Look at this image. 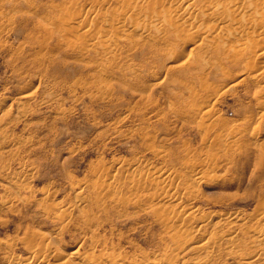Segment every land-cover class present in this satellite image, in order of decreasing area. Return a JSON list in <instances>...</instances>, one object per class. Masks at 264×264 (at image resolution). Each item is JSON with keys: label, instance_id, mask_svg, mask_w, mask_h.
I'll list each match as a JSON object with an SVG mask.
<instances>
[{"label": "rangeland", "instance_id": "374dc122", "mask_svg": "<svg viewBox=\"0 0 264 264\" xmlns=\"http://www.w3.org/2000/svg\"><path fill=\"white\" fill-rule=\"evenodd\" d=\"M133 1L0 0V264H264V55L197 37L228 0Z\"/></svg>", "mask_w": 264, "mask_h": 264}, {"label": "bare ground", "instance_id": "6f19581e", "mask_svg": "<svg viewBox=\"0 0 264 264\" xmlns=\"http://www.w3.org/2000/svg\"><path fill=\"white\" fill-rule=\"evenodd\" d=\"M262 1V0H261ZM123 2V1H122ZM125 2H127L128 4H130V5H132L131 4V2L133 3V6H135V4H136V1H133V0H124V3ZM223 2H225V1H223ZM249 2V1H248ZM253 2V1H252ZM186 3V2H185ZM184 3V5L183 4H181V6H177V7H175L172 11H171V13L170 14H168V15H166V18H165V16H163L162 17V19H166V21H169V22H171L172 20V18H175L176 16H178V14H180V13H185V12H187V11H189V9H190V5L189 4H185ZM246 3V2H245ZM258 3H259V1H258ZM257 3V4H258ZM264 3V2H263ZM160 4H162L161 2H160ZM226 4H227V8L229 9V11L227 12V14H224V16H222L221 14H215V15H213L214 17H213V19L215 20L213 23H211L210 25H209V27H207L206 28V31H207V33L205 34V36H197V37H199V38H204V37H206V36H210V37H212L213 39H217V40H220V41H222V42H224V40L227 38V36H231V34L234 36V35H237V38L239 37L240 38V40H239V42L238 43H241L240 41H244V40H247V39H249L250 38V40H253L252 38H254V41L255 42H257V44H255V46H254V43H253V46L251 47V48H249V61H251L250 60V58H252L253 59V56H251L252 54L254 55V54H256V55H264V39H261V38H259L258 36H259V32H254V30L253 31H247L246 29L248 28H244L243 26H238L237 24H238V22H237V18H239V17H241V18H244V21H246V22H251V21H254L252 18H251V20H249V17H251L250 15L249 16H246V14L243 12L246 8H244V10L242 11V13H241V15H240V6H241V4H243V2L241 1V0H228L227 2H226ZM125 5V4H124ZM178 5H179V3H178ZM225 5V4H224ZM264 4H262V6H263ZM121 6V5H120ZM152 6V5H151ZM252 6V5H251ZM256 6H258V5H256ZM132 7V6H131ZM216 7V6H215ZM220 7V6H219ZM224 7V6H223ZM226 7V6H225ZM261 7V4L259 5V8L258 7H254V6H252L251 7V9H252V11H254L255 12V15H257V18H258V22H257V24H259V26H257V27H259V28H261V27H263L264 26V9L262 8H260ZM134 8V7H133ZM132 8V9H133ZM241 8H242V6H241ZM132 9H131V11H132ZM146 9V8H145ZM144 9V10H145ZM210 9H211V7H210ZM215 9V8H214ZM250 9V8H249ZM129 10H130V8H129ZM129 10L127 9V11H125L126 12V15H127V13H129ZM209 10V9H208ZM208 10H206V15H204V16H206L205 18H209L210 17V15H211V13L210 14H208ZM212 10V9H211ZM224 10V9H223ZM226 11V10H225ZM124 12V13H125ZM212 12V11H211ZM97 13V12H96ZM189 13V12H188ZM202 13V12H201ZM205 13V12H204ZM213 13V12H212ZM219 13V12H218ZM243 13H244V15H243ZM187 14V13H186ZM198 14V13H197ZM124 15V14H123ZM103 16V15H102ZM180 17L182 16V14L181 15H179ZM203 16V17H204ZM238 16V17H237ZM237 17V18H236ZM156 18V17H155ZM155 18H153V19H155ZM253 18H255L254 16H253ZM256 19V18H255ZM261 19V20H260ZM156 20V19H155ZM179 20V19H178ZM211 20H212V18H211ZM227 21L229 22H233V21H236L237 22V26L236 25H234V27L235 28H231V27H228L227 25H225L226 23H227ZM239 21V20H238ZM224 22H225V24H224ZM240 22V21H239ZM249 22V23H250ZM150 23V22H149ZM156 23V22H155ZM173 23H174V21H173ZM234 23V22H233ZM255 23V22H254ZM67 24V23H66ZM156 24H158V23H156ZM160 24H162V23H160ZM241 24V23H240ZM242 24H244V22L242 23ZM251 24V23H250ZM70 25V24H69ZM135 25V24H134ZM139 25V24H138ZM169 25H170V23H169ZM171 25H172V23H171ZM230 25H232L231 23H230ZM252 25H253V23H252ZM66 26V25H65ZM139 26H143V23L142 24H140ZM165 26V25H164ZM72 27L74 28H76L75 30H77V28H78V26L76 27V26H71V29H72ZM189 27V26H188ZM246 27V26H245ZM67 28V27H66ZM70 28V26L68 27V29ZM264 28V27H263ZM70 29V30H71ZM175 29V28H174ZM178 29H180V28H178ZM186 29V28H185ZM184 29V30H185ZM189 29H191V28H189ZM189 29H186L185 31L187 32V30H188V32H189V34H191V30H189ZM72 30H74V29H72ZM79 30H81V28L79 29ZM79 30H77V31H79ZM183 30V31H184ZM252 30V29H251ZM77 31H75V32H77ZM176 31V30H175ZM181 31V30H180ZM258 31V30H257ZM83 33V32H82ZM194 33V32H193ZM236 37V36H235ZM252 37V38H251ZM212 38H209L210 40H212ZM245 43V42H244ZM249 43V42H248ZM248 43H246V44H248ZM246 44H245V46L244 47H246ZM189 45V44H188ZM235 45V44H234ZM242 46L243 45V42L241 43V44H239V46ZM232 46V45H231ZM233 47V46H232ZM236 47H238V46H236ZM235 49V48H234ZM236 50H237V48H236ZM233 51V50H232ZM238 51V50H237ZM237 51H235L236 53H237ZM249 63V62H248ZM262 64L264 65V60H263V62H262ZM246 66H248V68H247V70H248V72H250V70L252 69V68H254L255 66H256V64L255 63H253V61H252V65H246ZM202 109V108H201ZM204 109V108H203ZM203 109H202V111H203ZM200 112V111H199ZM262 112H263V114H264V107H263V109H262ZM204 113V112H203ZM205 113L207 114V116L209 115V113H210V109L209 110H207V111H205ZM204 113V114H205ZM204 120V119H203ZM207 122V121H206ZM207 131V130H206ZM150 175H153L156 179H160V178H162V180H161V182L162 181H166L167 180V178H168V176H169V174H167V172H165V171H163L162 169H160V170H154V171H152V172H150L149 173ZM200 177H202L200 174H199V172H197L196 173V176L194 177V180L196 181V180H200L199 178ZM112 180V179H111ZM191 180V179H190ZM104 181V180H103ZM108 181H110V180H108ZM107 182V181H106ZM105 182V183H106ZM106 184H108V183H106ZM105 184V185H106ZM113 184V183H112ZM109 185V184H108ZM110 186H111V184H110ZM103 187V186H102ZM78 193V192H77ZM77 195V194H76ZM183 196V195H182ZM186 196V195H185ZM184 196V197H185ZM85 197V196H84ZM174 197V196H173ZM77 198H79L80 200H83V197H82V195L81 194H78V196H77ZM85 199V198H84ZM78 200V199H77ZM79 200V201H80ZM170 200H171V198H170ZM174 200V199H173ZM179 200V199H178ZM82 202V201H81ZM186 202V198H181L179 201H178V204L176 205V209H178V211L179 212H181V214H183L182 216H185V217H187L188 219H192V217H193V212L192 211H190L187 207H188V205L185 203ZM68 209V208H67ZM174 209H175V207H174ZM173 209V210H174ZM59 210V209H58ZM61 211V215H60V217L61 216H65V218H66V215L67 214H69L68 212H70V211H67L66 209H64L63 208V211H62V209L60 210ZM177 211V210H176ZM58 213V212H57ZM56 213V214H57ZM58 214H60V213H58ZM58 214H57V216H58ZM229 215V214H228ZM237 215V214H236ZM235 215V213H234V216H232L231 217V219L230 220H228V221H234L233 219H235L237 216L239 217V215H237L236 216ZM68 216V215H67ZM229 216H231V215H229ZM226 217H228L227 215H226ZM225 217V218H226ZM64 217L62 218V219H65ZM202 219V218H201ZM228 219V218H227ZM167 220V219H166ZM225 220V219H224ZM236 220H238V219H236ZM201 221V220H200ZM199 221V222H200ZM260 221V220H259ZM202 223H204L205 222V220H204V222H203V220L201 221ZM201 222L199 223V224H201ZM261 222V221H260ZM226 223H227V221H226ZM229 223V222H228ZM231 224V223H230ZM255 224L256 225H254V226H258L257 225V223L255 222ZM260 224V223H259ZM204 224H201V225H199V229H201V227L203 226ZM228 225V224H227ZM198 228V227H197ZM239 228V227H238ZM257 232H262V234H259V236H261V235H264V230H259V231H257ZM257 232H256V234H257ZM227 233V232H226ZM221 233V234H219L218 236H215V237H218L217 239H222L221 241H224L226 244H232V243H234L235 242V240H236V235H234V234H229V233ZM215 235V234H214ZM217 235V234H216ZM262 237V236H261ZM255 238H258V237H255ZM216 238H214V240H215ZM258 239H260V237L258 238ZM263 239V238H262ZM261 239V240H262ZM44 241V240H43ZM42 241V243L41 244H37V248L36 249H33L31 252H32V254L30 253V255L29 256H31L32 255V258H36L38 261H47V257H48V255H49V253H51V252H49V250H50V246L45 242H43ZM216 241V240H215ZM218 241V240H217ZM216 241V242H217ZM34 242V241H33ZM36 242V241H35ZM34 242V243H35ZM216 242H214V241H212V240H210V242H209V245L213 248H216V247H218V244H215ZM223 242V243H224ZM262 242H264V241H262ZM28 243V242H27ZM259 243H260V241H259ZM29 244V243H28ZM36 244V243H35ZM8 245V244H7ZM217 245V246H216ZM227 246V245H226ZM229 247H230V245H228ZM233 246V244L231 245V247ZM32 248V247H31ZM30 249V248H29ZM31 250V249H30ZM213 250V249H212ZM10 252H11V250H10ZM14 252V251H13ZM8 253V252H7ZM9 255L11 254V253H8ZM14 254V253H13ZM16 255V254H15ZM87 256H88V254H86ZM90 256H91V254H89ZM68 256L69 257H79L80 256V258L81 259H84L83 260V262L86 260V259H88V257H85L84 255H82L76 248L75 249H73V250H70V252L68 253ZM89 256V257H90ZM96 257V256H95ZM7 258H10V257H7ZM30 257H28V259H29ZM62 258V257H61ZM86 258V259H85ZM254 258V257H253ZM67 259V258H66ZM69 259H71V258H69ZM97 259V258H96ZM96 259H93V260H96ZM99 259V258H98ZM97 259V260H98ZM252 259V258H251ZM19 259H17L14 255H12L11 256V258L10 259H8L7 260V262H6V264H29V262H20V261H18ZM24 260H25V258H24ZM74 260V259H73ZM90 260H92L91 258H90ZM96 260V261H97ZM100 260V259H99ZM110 260V259H109ZM29 261V260H28ZM62 261V260H61ZM61 261H59V262H61ZM88 261V260H87ZM111 261H112V259H111ZM30 262H32V261H30ZM66 262H69V260L68 261H66ZM70 262H72V261H70ZM76 262H79V260L78 261H76ZM46 263V262H45ZM81 263V262H80ZM92 263V262H91ZM109 263V262H108ZM112 263H113V261H112ZM116 263H117V261H116ZM115 263V264H116ZM246 263H248V262H246ZM73 264H74V262H73ZM82 264V263H81ZM110 264V263H109Z\"/></svg>", "mask_w": 264, "mask_h": 264}]
</instances>
